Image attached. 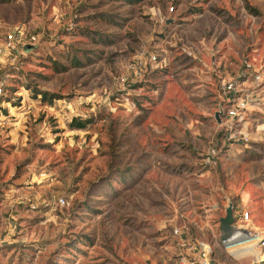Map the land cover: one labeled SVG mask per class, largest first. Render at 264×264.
Wrapping results in <instances>:
<instances>
[{"label":"rangeland","instance_id":"1","mask_svg":"<svg viewBox=\"0 0 264 264\" xmlns=\"http://www.w3.org/2000/svg\"><path fill=\"white\" fill-rule=\"evenodd\" d=\"M13 29L36 39L0 51V264H173L181 224L232 261L227 200L264 232V0L0 3V49Z\"/></svg>","mask_w":264,"mask_h":264},{"label":"built area","instance_id":"2","mask_svg":"<svg viewBox=\"0 0 264 264\" xmlns=\"http://www.w3.org/2000/svg\"><path fill=\"white\" fill-rule=\"evenodd\" d=\"M36 39L35 34H28L21 29H13L9 31L2 42L0 51L7 52L12 56V59L15 58L20 53H25L24 47L26 45H31V43ZM145 58L143 57V52L138 51L133 57V59L127 64L126 71L128 74L121 77V81H125L129 78V75L135 79L141 77V73L146 69V66L151 63H144ZM155 60V64H159L160 60L156 59L155 56L150 57L149 61ZM155 65V67H156ZM161 66V65H160ZM5 79L0 80V95L3 94ZM226 92L230 95L231 102L234 100L235 94V84L234 81H229L226 85ZM227 122H231L232 118L236 116V110L231 108L227 112ZM229 128V127H228ZM229 130V129H227ZM58 201L61 205L65 204V198L59 197ZM234 224H237V229L240 232L242 240L245 243H242L245 246H251V251H248L251 256V264H264V232L255 230L253 227L246 225L245 227H238V218L235 217ZM247 222L248 213L245 212L240 218ZM242 226V225H241ZM184 226H175L172 229L173 236L177 239L174 247V261L173 264H238L237 261L243 256L244 253L239 251L237 253L227 251L232 258V261H220L215 255L213 246L205 241L197 240L192 242L189 240V233L185 231ZM241 241V240H239ZM237 241L236 243H238ZM248 241V242H246ZM225 243V247H226ZM239 246V245H238ZM237 246V248H238ZM241 247V246H239ZM227 248V247H226ZM227 250V249H226Z\"/></svg>","mask_w":264,"mask_h":264},{"label":"trees","instance_id":"3","mask_svg":"<svg viewBox=\"0 0 264 264\" xmlns=\"http://www.w3.org/2000/svg\"><path fill=\"white\" fill-rule=\"evenodd\" d=\"M14 0H0V3H12ZM119 1H121V2H123L124 4H129V5H135V4H138L139 2H141L142 0H119ZM254 12H256V11H254ZM74 29V28H73ZM77 27H76V29L75 30H73V31H70V32H72V34H75V33H77V34H80V35H85V36H89L91 33L89 32H87V29H85V30H82V31H79V32H76L77 31ZM72 30V29H71ZM98 40H100V39H98ZM94 42H100V41H94ZM104 44H106V45H109V44H111V40H109V41H105L104 42ZM75 61L73 62V65L74 66H78L79 64H80V62L77 60V59H74ZM64 69H65V67H63ZM157 71H159V69H157L155 72H157ZM35 94L37 95V94H40V96H41V99L42 100H48V101H52V99H54V98H57L56 97V95H54V94H49L48 93V91H45V90H42V91H35ZM1 96V95H0ZM85 120H82V119H78L77 117H74V118H72V120H71V122H70V126H72V127H76V128H82V127H84L85 126Z\"/></svg>","mask_w":264,"mask_h":264},{"label":"water","instance_id":"4","mask_svg":"<svg viewBox=\"0 0 264 264\" xmlns=\"http://www.w3.org/2000/svg\"><path fill=\"white\" fill-rule=\"evenodd\" d=\"M31 48V45H26L24 47V50L27 51L28 49ZM222 114V109L219 108L218 111L215 113V118L217 119L218 122H220L219 116ZM233 209H234V204L232 201L227 200V205L225 207V215L223 217H220L219 219V229H220V234L225 235L230 234L232 231L236 229V226L234 225L235 222V216L233 215Z\"/></svg>","mask_w":264,"mask_h":264},{"label":"crops","instance_id":"5","mask_svg":"<svg viewBox=\"0 0 264 264\" xmlns=\"http://www.w3.org/2000/svg\"><path fill=\"white\" fill-rule=\"evenodd\" d=\"M236 226V229L234 231H232L230 234L225 235L223 237V235L221 234V242H223V244H226V247H231V248H235L237 247V245L245 243V241L242 240V237L240 235L239 230L237 229V224H234ZM242 240V241H239ZM237 241H239L238 243H236ZM248 242V241H246ZM213 246V245H212Z\"/></svg>","mask_w":264,"mask_h":264},{"label":"bare ground","instance_id":"6","mask_svg":"<svg viewBox=\"0 0 264 264\" xmlns=\"http://www.w3.org/2000/svg\"><path fill=\"white\" fill-rule=\"evenodd\" d=\"M245 250H246V252L247 251H251V249H252V247L251 246H245ZM227 249L230 251V252H234V253H237L238 252V250L239 251H242V249H240L239 247L237 248V247H235V248H231V247H227Z\"/></svg>","mask_w":264,"mask_h":264}]
</instances>
